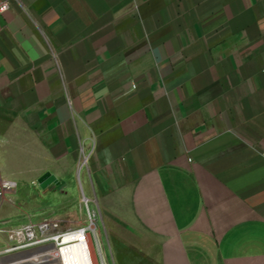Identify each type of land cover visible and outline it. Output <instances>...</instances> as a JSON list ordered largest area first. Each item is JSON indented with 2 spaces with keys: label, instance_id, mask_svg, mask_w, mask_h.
I'll return each mask as SVG.
<instances>
[{
  "label": "crops",
  "instance_id": "crops-1",
  "mask_svg": "<svg viewBox=\"0 0 264 264\" xmlns=\"http://www.w3.org/2000/svg\"><path fill=\"white\" fill-rule=\"evenodd\" d=\"M8 1L2 174L86 198L116 264H264V0Z\"/></svg>",
  "mask_w": 264,
  "mask_h": 264
},
{
  "label": "built area",
  "instance_id": "built-area-1",
  "mask_svg": "<svg viewBox=\"0 0 264 264\" xmlns=\"http://www.w3.org/2000/svg\"><path fill=\"white\" fill-rule=\"evenodd\" d=\"M9 1H0V11L9 8ZM17 187V182L0 171V206L8 201L9 194ZM88 202V201H87ZM90 223H73L65 218L42 217L35 219L29 214L23 222L10 224L1 220L0 264H108L107 255L94 220L95 211L88 209ZM92 233L96 239L97 252L91 241ZM79 236L73 243H83L81 260L63 257V243L66 236ZM100 257V261L98 259Z\"/></svg>",
  "mask_w": 264,
  "mask_h": 264
},
{
  "label": "rangeland",
  "instance_id": "rangeland-1",
  "mask_svg": "<svg viewBox=\"0 0 264 264\" xmlns=\"http://www.w3.org/2000/svg\"><path fill=\"white\" fill-rule=\"evenodd\" d=\"M11 166V165H10ZM9 168H16L15 167H9ZM20 168V166H19ZM5 173V172H4ZM5 176H7L8 178L16 181L14 178H18L19 179V185H17V187L12 191V193L14 195H9L8 196V201L6 203H4L2 206H0L1 209V214H3L5 212L6 209H9L10 207H12L14 205V196L15 194H19L20 198H19V202H20V206L22 207V210L20 211V214L18 215V219H16L15 217H12L10 220V224H17L19 222H23L25 220V217L29 214H34L35 215V219H40L42 217H58V218H65L67 220H69V222L73 223V221L75 223L73 224H78V223H85V224H89L90 220H89V216H88V209H90V205L87 201H85L83 199L82 203H81V207L78 209V215H70L68 214L67 216H63L62 215V211L63 208L59 207V196L56 194L55 198L52 199V201L47 202L46 204L44 202H46L44 199V197H47V192L50 189L55 190V192H59L60 191V185H55L52 184L47 188H42L38 182L39 177H41L43 174L41 175H32V174H26V173H11V172H6L4 174ZM17 182V181H16ZM46 193V194H44ZM26 198H29V200H27ZM35 201V202H33ZM34 203V207H31L30 204ZM40 204V205H39ZM73 206H70L69 209H72ZM74 209V208H73ZM92 211V210H91ZM75 216V217H74ZM0 219H1V215H0ZM94 224H96V220H94ZM1 227V224H0ZM99 235H100V239L102 244L105 243V247H106V253H107V260H108V264H116L115 263V258L114 255L112 256L110 254L109 248H108V243H107V239L102 236L101 232L99 231ZM91 241L92 244L94 246V249L97 252V246H96V239L94 234L92 233V237H91ZM3 246L2 243V237L0 236V247ZM104 246V245H103ZM105 250V248H104ZM117 257L121 258L122 254H116ZM131 258L134 260H137L138 255L134 254V255H130ZM98 259L100 261V257L98 255Z\"/></svg>",
  "mask_w": 264,
  "mask_h": 264
},
{
  "label": "bare ground",
  "instance_id": "bare-ground-1",
  "mask_svg": "<svg viewBox=\"0 0 264 264\" xmlns=\"http://www.w3.org/2000/svg\"><path fill=\"white\" fill-rule=\"evenodd\" d=\"M85 201H88L86 198H84ZM79 236L75 235V236H66L63 238L62 242L63 243H69L74 241V239L78 238ZM83 247V243H70V245H67L65 247H63L62 251H63V257L67 260L68 258H77L79 260H81L82 258V250L81 248Z\"/></svg>",
  "mask_w": 264,
  "mask_h": 264
},
{
  "label": "water",
  "instance_id": "water-1",
  "mask_svg": "<svg viewBox=\"0 0 264 264\" xmlns=\"http://www.w3.org/2000/svg\"><path fill=\"white\" fill-rule=\"evenodd\" d=\"M38 182L42 188H47L52 184L59 185L60 181L55 174L48 171L39 177Z\"/></svg>",
  "mask_w": 264,
  "mask_h": 264
}]
</instances>
